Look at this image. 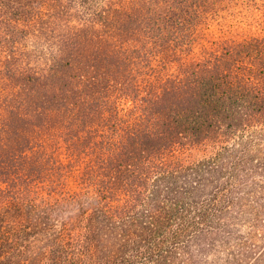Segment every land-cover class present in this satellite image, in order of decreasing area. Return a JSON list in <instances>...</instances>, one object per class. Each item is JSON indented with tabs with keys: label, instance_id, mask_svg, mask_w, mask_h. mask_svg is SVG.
<instances>
[{
	"label": "trees",
	"instance_id": "1",
	"mask_svg": "<svg viewBox=\"0 0 264 264\" xmlns=\"http://www.w3.org/2000/svg\"><path fill=\"white\" fill-rule=\"evenodd\" d=\"M0 264H264V0H0Z\"/></svg>",
	"mask_w": 264,
	"mask_h": 264
},
{
	"label": "rangeland",
	"instance_id": "2",
	"mask_svg": "<svg viewBox=\"0 0 264 264\" xmlns=\"http://www.w3.org/2000/svg\"><path fill=\"white\" fill-rule=\"evenodd\" d=\"M215 31V28L212 27V32ZM60 84H54L53 82H48L45 84H38L43 92L47 91L51 96L55 95V97H59L63 91H66L69 87L68 84H64V82H59ZM49 95V96H50Z\"/></svg>",
	"mask_w": 264,
	"mask_h": 264
}]
</instances>
